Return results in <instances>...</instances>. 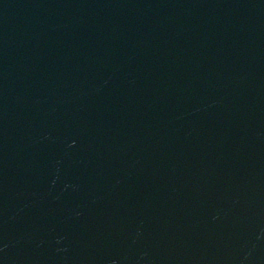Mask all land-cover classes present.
I'll return each mask as SVG.
<instances>
[{
  "label": "water",
  "instance_id": "1",
  "mask_svg": "<svg viewBox=\"0 0 264 264\" xmlns=\"http://www.w3.org/2000/svg\"><path fill=\"white\" fill-rule=\"evenodd\" d=\"M0 264H264V0H0Z\"/></svg>",
  "mask_w": 264,
  "mask_h": 264
}]
</instances>
